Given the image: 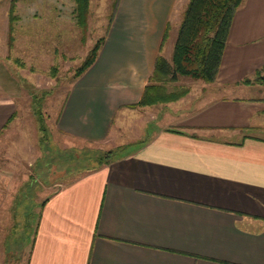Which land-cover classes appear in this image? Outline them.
Wrapping results in <instances>:
<instances>
[{"label":"crops","instance_id":"0c3cea01","mask_svg":"<svg viewBox=\"0 0 264 264\" xmlns=\"http://www.w3.org/2000/svg\"><path fill=\"white\" fill-rule=\"evenodd\" d=\"M188 1H118L56 128L114 149L123 131L133 141L43 201L27 264H264V86L242 84L264 74V0H243L236 10L212 83L180 78L189 88L183 98L130 107L157 56L170 62L175 38L167 58L163 51ZM15 110L0 100V133ZM137 126L153 130L143 140Z\"/></svg>","mask_w":264,"mask_h":264},{"label":"rangeland","instance_id":"374dc122","mask_svg":"<svg viewBox=\"0 0 264 264\" xmlns=\"http://www.w3.org/2000/svg\"><path fill=\"white\" fill-rule=\"evenodd\" d=\"M118 1L89 0L83 31L76 24L74 0H0V100H11L16 107L13 121L0 133V264H27L41 204L83 177L77 170L85 165V155L120 149L117 157L133 141L132 132L123 131V146L114 149L110 144L98 146L74 139L56 128L62 105L77 81L76 69L96 41L105 37ZM13 3L17 21L9 48ZM185 5L174 26L179 25ZM174 38L175 32L163 51L166 58ZM123 116V112L117 115L116 125ZM137 129L145 140L153 127ZM51 156L54 162L46 164L45 158ZM67 156L77 160L72 163V174L64 171Z\"/></svg>","mask_w":264,"mask_h":264},{"label":"trees","instance_id":"16d2710c","mask_svg":"<svg viewBox=\"0 0 264 264\" xmlns=\"http://www.w3.org/2000/svg\"><path fill=\"white\" fill-rule=\"evenodd\" d=\"M242 1L189 0L177 30L170 62L166 61L161 55L157 56L149 82L143 90L140 101L130 107H151L175 102L183 98L188 94L189 88L174 86L180 78H188L207 84L212 83L215 80L221 63L234 14ZM74 3L76 24L84 31L89 0H74ZM16 21L15 4L13 3L9 10V48L12 47L14 41L13 31ZM168 29L167 27L163 35L162 44L168 38ZM104 42L105 37L96 41L81 65L76 69L75 80L81 78L92 67ZM254 77L253 80L244 79L242 84L264 86V74L257 71ZM7 125L4 126V129ZM41 131L44 132L45 130L42 128ZM44 140L43 137L40 139L41 146ZM50 151L51 149L48 152ZM118 151L120 149L105 152L96 151L93 154L85 155L83 158L85 165L77 170V174L79 176L84 174L83 176H85L86 174L96 172L108 166L114 161ZM67 157L64 158L66 163V169L64 171L67 174H72L74 171L72 163L77 162V160L74 156ZM53 159L54 157L52 156L48 160L45 158V161H47L46 164L50 163V160L54 162ZM93 164H96V166L93 167Z\"/></svg>","mask_w":264,"mask_h":264}]
</instances>
